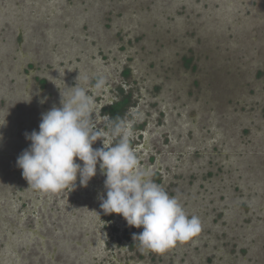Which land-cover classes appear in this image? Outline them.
I'll return each instance as SVG.
<instances>
[{"label": "rangeland", "instance_id": "1", "mask_svg": "<svg viewBox=\"0 0 264 264\" xmlns=\"http://www.w3.org/2000/svg\"><path fill=\"white\" fill-rule=\"evenodd\" d=\"M120 82L146 127L140 166L152 151L192 177L168 194L201 231L163 253L101 209L99 164L86 187L43 192L16 163L62 94L87 89L99 129ZM0 124V264H264V0H0Z\"/></svg>", "mask_w": 264, "mask_h": 264}, {"label": "clouds", "instance_id": "2", "mask_svg": "<svg viewBox=\"0 0 264 264\" xmlns=\"http://www.w3.org/2000/svg\"><path fill=\"white\" fill-rule=\"evenodd\" d=\"M103 84L101 79L96 88ZM67 98L62 94L61 106H53L41 114L39 130L26 132L31 143L17 157V166L29 187L43 192H58L72 188L79 176L81 186H87L100 173L106 178L103 194L98 195L105 214H121L129 226L143 231L133 234L141 249L163 253L178 242H185L201 231V222L189 216L175 196L151 179L149 169L142 168L130 145L131 133L123 122H114L104 130L97 129V108L94 97L80 86L71 87ZM46 97L39 102L45 103ZM95 113V117H93ZM4 124H0L3 126ZM111 136L118 142L106 143ZM2 138V136H0ZM102 139L103 146L93 148ZM79 161L83 163H78Z\"/></svg>", "mask_w": 264, "mask_h": 264}, {"label": "flooded vegetation", "instance_id": "3", "mask_svg": "<svg viewBox=\"0 0 264 264\" xmlns=\"http://www.w3.org/2000/svg\"><path fill=\"white\" fill-rule=\"evenodd\" d=\"M125 70H127V69H125ZM128 72L131 73V68H128L127 73ZM121 78L123 79V77H121ZM122 98H128L127 104H125L124 107H122V109L115 110L112 113V109H111L112 106H114L116 103H118ZM130 102H131V93L129 91H127V89L125 88L124 83L122 84L120 82L119 84L116 85V88L114 89V97L113 98L111 97L110 100L105 105H103L102 109H103V112H104V116L110 117V121L108 122L109 125H107L109 128L112 127L114 122L123 121L126 118L127 114L131 117L130 120L132 122L130 124V131H132L134 133V135L130 136V145H131L132 150L137 155L139 163L141 164V162L144 160L143 159L144 156L146 155L144 151H141V149L144 148V147H141V143L144 142L143 139H144V137L146 135V133H145L146 127L138 126L140 122H137V120H135V117L133 116V114L129 111L130 107H132L130 105L131 104ZM126 131H128V130L126 129ZM140 138L142 139V142L139 143V141L141 140ZM113 142L114 143L118 142V138L116 140H113ZM142 146H143V144H142ZM169 146H170L169 143L163 144V147H164V149L166 151L168 150ZM148 152H149V150L147 151V153ZM198 154H200V152H198ZM147 155H148V161L150 163H148L147 165L143 166L142 168L149 169L152 172V174H153L151 176V179L154 182H156L159 185H161L167 192H172L173 194H175V188L178 187V186L181 187V185H184L185 184V179L187 177L191 178V179H189V181L192 182L191 181L192 177H190V175L187 176L188 174L184 175L183 174L184 172L181 175L179 173H178V175H176V173H173V176L171 174L172 178L166 177V174L163 171H161L160 169H155L154 168V165H156V159H157L155 153H153L151 151V153H149ZM184 155H185V153L183 154V156ZM193 157H194V154H190L189 161H194V160H192ZM152 163H154V164H152ZM189 174H192V173H189ZM191 184L193 185V182ZM189 193H190V191H189ZM243 202L246 204L245 201H243ZM129 227L130 226L127 224V221L125 220L123 229L127 230L126 231L127 233H125V237H126V241L127 242H129L133 238V234L131 235V231L129 230ZM132 245H133V243H132Z\"/></svg>", "mask_w": 264, "mask_h": 264}, {"label": "trees", "instance_id": "4", "mask_svg": "<svg viewBox=\"0 0 264 264\" xmlns=\"http://www.w3.org/2000/svg\"><path fill=\"white\" fill-rule=\"evenodd\" d=\"M128 70H126L125 72L127 73ZM128 98H122L118 103H116L114 106H112V113L115 110H120L122 109V107H124L125 104H127Z\"/></svg>", "mask_w": 264, "mask_h": 264}]
</instances>
